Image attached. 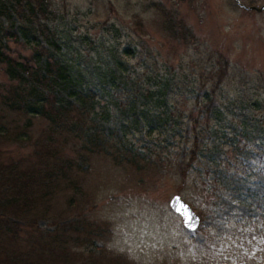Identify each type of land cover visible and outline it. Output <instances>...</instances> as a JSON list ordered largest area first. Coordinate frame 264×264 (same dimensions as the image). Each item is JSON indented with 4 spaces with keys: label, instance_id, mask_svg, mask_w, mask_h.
<instances>
[{
    "label": "rangeland",
    "instance_id": "374dc122",
    "mask_svg": "<svg viewBox=\"0 0 264 264\" xmlns=\"http://www.w3.org/2000/svg\"><path fill=\"white\" fill-rule=\"evenodd\" d=\"M19 1L0 0V34L33 32L66 66L68 80L54 82L59 100L96 89L109 105L103 130L125 152L117 163L78 159L76 193L59 188L48 199L59 222L105 227L99 264H264V241L248 257L241 218L264 217V10L234 0H41L43 11L32 14ZM4 43L12 56L29 55L20 36ZM145 107L156 122L138 130ZM18 127H7L0 150L26 163L43 148L36 139L45 121L31 119L14 140ZM174 193L202 215L193 231L168 207ZM53 219L37 224L46 230ZM74 250L67 264H83L85 248Z\"/></svg>",
    "mask_w": 264,
    "mask_h": 264
},
{
    "label": "trees",
    "instance_id": "16d2710c",
    "mask_svg": "<svg viewBox=\"0 0 264 264\" xmlns=\"http://www.w3.org/2000/svg\"><path fill=\"white\" fill-rule=\"evenodd\" d=\"M40 1L27 0L30 13L43 11ZM17 2L20 1L12 0L13 6ZM19 33L0 34V67L6 77L0 83V136L5 139L7 127L19 126L14 140H22L26 136L23 129L33 118L43 119L45 127L36 139L43 147L36 159L26 163L20 159L7 161L0 150V264H67L77 258L79 252L74 250L75 246L85 248L83 264H99L102 247L97 242L105 227L90 220L61 223V211L52 213L48 199L59 188H72L76 193L78 159L85 161V158L101 155L117 163L125 156V152L113 150L115 145L103 130L102 121L109 116V105L101 102L96 89L70 91L71 99L59 100L54 82L67 81L69 70L52 57L33 32L20 29ZM19 36L29 48L28 56H12L5 47L4 40H17ZM100 80L99 77V86ZM139 91L142 94L153 92L143 85ZM148 108L140 109L137 114L142 123L137 126L138 130L155 125L156 119L148 113ZM21 117H25V121L20 125ZM63 146H68L70 153L64 152ZM194 148L187 152L188 162L195 157ZM139 153L136 151L134 156L139 157ZM66 204H73L72 195L68 196ZM43 216L54 218L53 226L46 230L37 224ZM241 218H246L249 225L246 234L250 236V243L246 250L252 258L264 241V217L257 220L255 216L242 215ZM109 261L117 264L110 257Z\"/></svg>",
    "mask_w": 264,
    "mask_h": 264
},
{
    "label": "water",
    "instance_id": "95a60500",
    "mask_svg": "<svg viewBox=\"0 0 264 264\" xmlns=\"http://www.w3.org/2000/svg\"><path fill=\"white\" fill-rule=\"evenodd\" d=\"M235 2L246 8H254L257 11L264 9V3L260 5H245L241 3L239 0H235ZM168 205L171 209L177 212L180 217L182 224L189 230L194 229L198 224V215L197 213L189 206V204L180 198L178 194H173L170 199L168 200Z\"/></svg>",
    "mask_w": 264,
    "mask_h": 264
}]
</instances>
